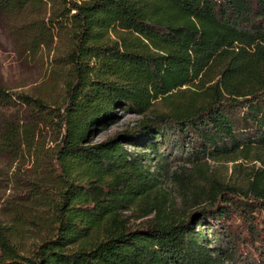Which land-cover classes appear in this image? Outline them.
I'll use <instances>...</instances> for the list:
<instances>
[{
	"label": "trees",
	"instance_id": "obj_1",
	"mask_svg": "<svg viewBox=\"0 0 264 264\" xmlns=\"http://www.w3.org/2000/svg\"><path fill=\"white\" fill-rule=\"evenodd\" d=\"M0 14L18 22L32 53L56 29L70 40L59 103L0 83V105L18 100L60 131L57 189L25 193L44 236L28 256L0 226V264H235L240 227L262 252L252 263L264 264V0H0ZM122 113L140 119L94 141ZM17 122L5 121L0 152L34 145L36 128ZM162 146L184 151L203 178L206 158L254 165L236 163L237 182L205 185L180 166L177 197L210 205L185 216L157 197L162 165H146L147 150L165 164ZM127 210L153 217L132 227ZM233 214L242 222L232 225Z\"/></svg>",
	"mask_w": 264,
	"mask_h": 264
},
{
	"label": "rangeland",
	"instance_id": "obj_2",
	"mask_svg": "<svg viewBox=\"0 0 264 264\" xmlns=\"http://www.w3.org/2000/svg\"><path fill=\"white\" fill-rule=\"evenodd\" d=\"M15 23L18 22L0 14L1 85L13 95L16 93L30 94L42 97L52 105L59 103L64 94L63 79L59 78H63L66 74L64 54L70 44L67 33L54 30L50 46H44L36 53H32L24 44L25 35L18 33ZM17 101L8 106L0 105V133L4 128L5 121L10 119L14 122L18 121V125L34 126L37 130V138L34 145L23 144L15 149L7 148L0 152V226L4 231L11 233L17 250L21 254L30 256L37 241L44 236V233L36 228L32 220L33 209L30 208V203L26 204L29 199L26 198L25 193L29 192L34 183L49 186L50 190H52L51 188L57 189L56 175L59 174L60 167L54 160V153L59 142L60 131L57 122L37 121L34 115H31L30 108ZM157 108L159 111L163 110L161 104H157ZM139 119L140 116L136 114L122 113L118 123L103 131L94 141L105 140L116 131L133 126ZM125 147L133 152L143 151L132 145H125ZM166 149L162 146L160 152H169ZM147 151L152 156L146 163L151 170L162 165L159 178L163 183L161 190L157 192V197L159 200L175 203L180 213L185 216L194 213L196 209L210 208V205L195 204L193 202L195 195H192V202L188 203L177 197L180 185L172 178V175L175 172H181L180 166L185 167V174L192 180V185H205L207 177L237 182L238 172L234 171L236 163L241 162V166L237 169L244 171L254 165V162L249 163L242 160L229 162L225 159L206 158L201 161L204 171L202 175H205L203 178L190 164L183 162L186 158L184 151L170 150L164 165L159 154L153 153L151 150ZM207 213L209 214L208 211ZM123 215L129 218L132 227L140 226L153 217V215L144 216V212L134 210L124 211ZM260 219L263 220V215L260 216ZM241 222L239 215L233 214L232 225ZM261 225H264V222ZM194 228L196 231L201 230L210 241L215 242V232L207 228L206 224L202 226L194 224ZM238 234L244 235L246 240L240 241L239 256L236 257L235 264H245L244 259L247 260V264H253L252 257H260L262 252L255 244L251 245L250 235L245 229L240 227Z\"/></svg>",
	"mask_w": 264,
	"mask_h": 264
}]
</instances>
